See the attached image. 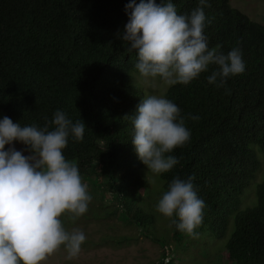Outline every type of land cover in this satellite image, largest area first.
<instances>
[{"label": "trees", "instance_id": "1", "mask_svg": "<svg viewBox=\"0 0 264 264\" xmlns=\"http://www.w3.org/2000/svg\"><path fill=\"white\" fill-rule=\"evenodd\" d=\"M129 2L0 0V112L21 126L43 127L56 110L73 122L83 120V140L70 135L62 150L65 158L77 164L81 177L114 194L129 220L147 229L155 214L136 204L149 183L140 175L146 165L132 143L133 125L127 118L137 114L143 97L133 81L138 57L122 39ZM171 2L178 14L200 6V0ZM204 12L209 49L224 54L240 49L245 71L217 87L207 80L218 67L210 65L188 84L165 91L164 97L180 108L190 139L166 154L178 163L160 173L162 187L167 191L174 178L193 177L205 204L195 232L206 231L212 221L215 235L225 237L233 219L227 258L264 264V178L253 184L264 153V24L230 0H207ZM252 185L255 200L243 208L242 195ZM171 229L172 238L182 242L187 233L174 224ZM160 242L158 264H163L169 243Z\"/></svg>", "mask_w": 264, "mask_h": 264}, {"label": "clouds", "instance_id": "2", "mask_svg": "<svg viewBox=\"0 0 264 264\" xmlns=\"http://www.w3.org/2000/svg\"><path fill=\"white\" fill-rule=\"evenodd\" d=\"M205 6L207 0H200L190 13L178 14L171 0H130L125 5L129 19L122 39L130 44L128 52H136L135 67L143 77L186 85L216 65L207 80L221 87L229 76L245 71L240 49L227 54L209 49ZM180 112L174 102L153 94L142 99L136 115L127 117L138 157L154 174L171 170L178 159L166 154L190 139ZM84 130L83 120L73 122L61 110L43 127L21 126L7 116L0 120V264H42L62 245L69 259L79 254L85 233L79 228L67 230L60 217L68 214L75 221L86 213L92 197L77 164L68 161L62 150L70 135L82 141ZM13 141L27 145L31 155L14 147L5 150ZM193 179L174 178L155 207L178 230L196 236L205 204Z\"/></svg>", "mask_w": 264, "mask_h": 264}, {"label": "rangeland", "instance_id": "3", "mask_svg": "<svg viewBox=\"0 0 264 264\" xmlns=\"http://www.w3.org/2000/svg\"><path fill=\"white\" fill-rule=\"evenodd\" d=\"M230 3L253 20L264 24V0H230ZM134 79L143 90L142 99L153 94L164 96L170 86L160 77L146 78L139 72L135 73ZM3 117L4 113L0 112V120ZM9 147H14L25 156L31 155L21 142L13 141L11 145H5V150ZM261 154V166L253 184L264 178V153ZM140 175L148 181L149 186L145 190L146 195H142L136 204L147 210L152 209L155 214L154 223L144 229L137 222L129 220V215L122 212V205L114 194L105 191L97 181L95 183L93 179L83 176L82 182L87 185L92 197L86 213L75 221L69 220L68 214L62 215L60 219L69 231L73 228L83 230L87 239L77 256L69 259L62 245L42 264H158L162 256V239L169 243L167 245L174 264H237L227 258L225 251L234 227L233 219L225 237L215 235L213 222L210 221L206 231L198 232L196 236L184 234L182 242H178L172 238L170 218L156 211L155 206L165 192L160 174H154L144 166ZM242 200L243 208L254 202L253 185L242 195ZM115 208L118 210L112 213Z\"/></svg>", "mask_w": 264, "mask_h": 264}, {"label": "built area", "instance_id": "4", "mask_svg": "<svg viewBox=\"0 0 264 264\" xmlns=\"http://www.w3.org/2000/svg\"><path fill=\"white\" fill-rule=\"evenodd\" d=\"M164 263L163 264H170L172 260L171 250L168 245H165V255L163 257Z\"/></svg>", "mask_w": 264, "mask_h": 264}]
</instances>
